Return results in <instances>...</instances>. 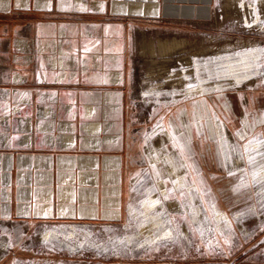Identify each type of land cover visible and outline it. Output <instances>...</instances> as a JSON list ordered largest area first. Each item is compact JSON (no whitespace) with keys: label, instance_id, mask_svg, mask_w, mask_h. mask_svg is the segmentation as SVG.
<instances>
[{"label":"rangeland","instance_id":"374dc122","mask_svg":"<svg viewBox=\"0 0 264 264\" xmlns=\"http://www.w3.org/2000/svg\"><path fill=\"white\" fill-rule=\"evenodd\" d=\"M214 5L173 51L135 47L125 219L0 238L3 264H264V0Z\"/></svg>","mask_w":264,"mask_h":264},{"label":"crops","instance_id":"0c3cea01","mask_svg":"<svg viewBox=\"0 0 264 264\" xmlns=\"http://www.w3.org/2000/svg\"><path fill=\"white\" fill-rule=\"evenodd\" d=\"M214 1L0 0V238L125 219L135 47L212 27Z\"/></svg>","mask_w":264,"mask_h":264},{"label":"bare ground","instance_id":"6f19581e","mask_svg":"<svg viewBox=\"0 0 264 264\" xmlns=\"http://www.w3.org/2000/svg\"><path fill=\"white\" fill-rule=\"evenodd\" d=\"M145 35L143 34L141 38H143ZM186 42V41H185ZM182 45V42L178 41L176 37H169V36H163L158 37L157 43H156V51L158 55L162 56L167 54L168 52L173 51L174 48L178 47L179 45ZM181 47V46H180ZM152 54L154 51H151ZM145 54V52H143ZM153 64L156 62V60H152Z\"/></svg>","mask_w":264,"mask_h":264}]
</instances>
